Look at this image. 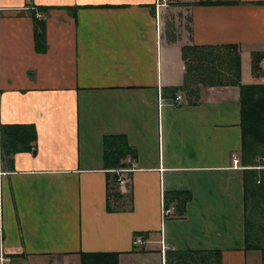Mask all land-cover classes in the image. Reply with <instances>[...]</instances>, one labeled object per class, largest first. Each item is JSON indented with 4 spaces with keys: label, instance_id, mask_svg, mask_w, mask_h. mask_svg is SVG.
<instances>
[{
    "label": "crops",
    "instance_id": "crops-1",
    "mask_svg": "<svg viewBox=\"0 0 264 264\" xmlns=\"http://www.w3.org/2000/svg\"><path fill=\"white\" fill-rule=\"evenodd\" d=\"M186 46H236L241 84L264 83L252 71L264 0H0V264H82L95 253L196 264L212 251L221 264H264L246 249L240 88L174 92ZM2 125L31 126L36 141L5 153ZM111 137L136 150L130 168L107 165ZM116 174L128 181L119 194ZM187 196L182 215L163 218L168 199Z\"/></svg>",
    "mask_w": 264,
    "mask_h": 264
},
{
    "label": "trees",
    "instance_id": "trees-1",
    "mask_svg": "<svg viewBox=\"0 0 264 264\" xmlns=\"http://www.w3.org/2000/svg\"><path fill=\"white\" fill-rule=\"evenodd\" d=\"M200 4H222L226 2L222 1H200ZM42 34L36 36V46L38 50L44 51L45 45L42 43ZM212 49H227L229 51L228 59L222 61L226 64L227 69L232 78L227 83L218 82V86L236 85L240 88V102H241V127H242V152H243V164L246 167H251L248 170V177L245 175V189L246 200L249 207H254L255 204L264 205V169H253L252 167H261L262 164L258 163L257 157L259 154L264 153V83L261 84H241V60L238 54V47L236 46H224V47H195L186 46L183 47V59L186 63L187 73L184 85L180 87H173L174 92L179 90H188V79L191 76V70L195 72H203L211 80L216 81L213 75H217L222 71L215 68L214 65L208 64L210 59L206 51ZM195 53L194 60L199 65L192 66L189 62L192 58L191 53ZM264 58V54L254 53L252 71L257 76H263L259 74L261 68V62ZM206 66V68H205ZM199 74V73H197ZM208 77V78H209ZM210 83V81H209ZM204 84L208 86H215V84ZM259 138L252 137L253 133H256ZM1 139L2 147L5 153H12L20 150L19 146H27L30 148V144L36 141V132L33 127L27 125H2L1 126ZM105 159L107 165L113 169H125L130 168L128 158L131 160L136 159V150L128 145L125 137H111L105 138ZM257 178L260 183H257ZM260 179V180H259ZM116 188L113 187L112 193L119 194L118 183L119 178L115 175ZM189 197L181 199L176 205L177 211L180 215L185 212V207ZM171 199H168L166 207H169ZM251 217V215H250ZM256 223H252V219H247L246 223V249L258 250L262 253L264 260V228L263 226L257 229ZM191 256H195L196 253H186ZM199 260L196 264H221V252L212 251L211 253L200 254ZM82 264H118L116 254H88L84 255Z\"/></svg>",
    "mask_w": 264,
    "mask_h": 264
},
{
    "label": "rangeland",
    "instance_id": "rangeland-1",
    "mask_svg": "<svg viewBox=\"0 0 264 264\" xmlns=\"http://www.w3.org/2000/svg\"><path fill=\"white\" fill-rule=\"evenodd\" d=\"M208 56H209V63L210 65H214L215 68L217 69H220L222 72L217 74V75H213L214 78H217L216 81H213L214 83H211V76L209 77L208 75L209 74H204L202 71L201 72H195L196 70H191V76L189 77L188 79V83L191 84V85H203V86H208V85H204V84H215V86L218 87V82H221V83H227L228 81H230V79L232 78V76H230V73L227 69V66L226 64H224L222 61L225 59V61L228 59V56H229V51H226V50H223V49H212V50H208L206 51ZM194 55L195 53H191V60H190V64L192 66H198L199 64L197 62H195L194 60ZM206 68V66H205ZM244 77H245V81L246 82H253V79H252V72H251V69L250 67H246L245 66V69H244ZM264 70L261 69L259 74H263ZM199 73V74H197ZM209 77V78H208ZM210 81V83H209ZM252 137H255V138H259V136L257 135V132L256 133H253L252 134ZM256 160H259V162H262L260 164H262L264 166V153L263 154H259L257 159ZM263 166H261L260 168H262ZM264 168V167H263ZM176 214V213H175ZM173 214V215H175ZM171 215V216H173ZM250 219H252V223H256V225H258L259 227L263 226L264 228V205H259V204H255L254 207H250ZM170 216V217H171ZM169 217V218H170ZM168 219V218H167Z\"/></svg>",
    "mask_w": 264,
    "mask_h": 264
},
{
    "label": "built area",
    "instance_id": "built-area-1",
    "mask_svg": "<svg viewBox=\"0 0 264 264\" xmlns=\"http://www.w3.org/2000/svg\"><path fill=\"white\" fill-rule=\"evenodd\" d=\"M37 17H40V15H37ZM174 102H175L174 103L175 105L176 104L181 105L183 103V96L181 94H177L176 97H175V101ZM233 162L235 163V165H238V163L241 162L240 155L235 154L234 157H233ZM119 182H120L122 190L125 191L126 186L128 184L127 179L123 178V177H120ZM162 212H163V218L167 219L171 215L176 213V206L175 205H171L169 207H166V204H165L163 206V211ZM143 243H144V241L140 237L135 240V244H143ZM0 262H2L1 258H0Z\"/></svg>",
    "mask_w": 264,
    "mask_h": 264
}]
</instances>
